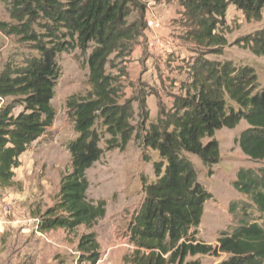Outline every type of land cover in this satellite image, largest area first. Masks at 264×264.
<instances>
[{"label": "trees", "instance_id": "trees-1", "mask_svg": "<svg viewBox=\"0 0 264 264\" xmlns=\"http://www.w3.org/2000/svg\"><path fill=\"white\" fill-rule=\"evenodd\" d=\"M154 2L169 0H153ZM9 22L0 32L29 46L30 54L0 71V189L15 184L20 157L52 126V100L60 76L58 56L78 50L85 56L90 87L84 97L66 101L75 138L67 144L71 171L60 179L56 202L39 216L41 233L91 228L105 215L103 201L87 198L86 172L103 150L123 152L140 143L143 162L152 163L154 180L140 177L142 200L127 227L131 251L123 264H201V257L218 264H264V86L255 70L231 61L196 57L170 108L159 107L148 122L144 100L126 99L117 78L107 72L113 61L130 56L147 30L146 3L141 0H5ZM186 39L220 54L225 45L219 29L229 7L246 20L257 21L264 0H179ZM255 56H264V29L240 39ZM137 102L135 114L133 104ZM18 110L17 113L15 111ZM247 127L235 139L242 155L256 168L235 172L232 188L245 200L230 202L237 220L220 233L215 246L199 238L204 204L212 196L199 183L190 156L210 174L220 159L214 134ZM106 137V138H105ZM156 154V161L146 154ZM79 260L96 264L100 258L93 233L82 235Z\"/></svg>", "mask_w": 264, "mask_h": 264}, {"label": "rangeland", "instance_id": "rangeland-1", "mask_svg": "<svg viewBox=\"0 0 264 264\" xmlns=\"http://www.w3.org/2000/svg\"><path fill=\"white\" fill-rule=\"evenodd\" d=\"M146 3L147 30L129 57L113 61L107 72L117 78L124 97L144 100L148 122L158 118L159 107L170 108L181 93L194 59L231 61L237 66L247 65L255 70L257 81L264 86V56H255L240 39L252 37L264 29V11L259 20H246L234 7L226 13L225 26L219 33L225 45L220 54L188 42L186 27L180 18L179 0ZM5 0H0V22H9ZM156 37L173 46L172 53L159 52L150 45ZM29 46L0 32V71L7 63H19L30 54ZM182 57V58H181ZM85 56L78 50L58 56L60 70L54 98L51 102L55 119L44 135L34 142L20 157V166L14 170L15 184L0 189V264H87L81 262L78 251L82 235L93 233L98 243L100 258L96 264H123V257L131 249L127 240V227L142 200L140 177L154 180L152 163L143 162L140 143L131 141L126 149L107 151L102 141L100 160L86 172L89 201H103L105 215L91 228L79 227L74 231L38 232L39 216L56 202L60 179L71 171V157L67 144L75 138L73 123L69 119L66 101L70 97H84L90 87ZM9 99H0V107ZM137 113V102L133 104ZM18 110L15 111L17 113ZM241 121L234 129L222 128L215 132L219 145L218 164L208 169L201 161L190 156L199 183L212 199L204 204L199 238L215 246L222 232L230 231L237 220L228 211L230 202L245 200L232 188L235 172L241 167L256 168L241 153L235 139L246 129ZM106 138V137H105ZM151 162L156 157L146 153ZM219 258L201 257V264H218Z\"/></svg>", "mask_w": 264, "mask_h": 264}, {"label": "built area", "instance_id": "built-area-1", "mask_svg": "<svg viewBox=\"0 0 264 264\" xmlns=\"http://www.w3.org/2000/svg\"><path fill=\"white\" fill-rule=\"evenodd\" d=\"M149 43L155 50L167 51L170 48L169 44L162 42L156 37H153Z\"/></svg>", "mask_w": 264, "mask_h": 264}, {"label": "crops", "instance_id": "crops-1", "mask_svg": "<svg viewBox=\"0 0 264 264\" xmlns=\"http://www.w3.org/2000/svg\"><path fill=\"white\" fill-rule=\"evenodd\" d=\"M230 8V7H229ZM180 12V10H179ZM173 50V46L170 45V48L166 51L167 53H172ZM159 52H163V51H159ZM182 58V57H181ZM186 71H188V69H186ZM171 107V106H170Z\"/></svg>", "mask_w": 264, "mask_h": 264}]
</instances>
